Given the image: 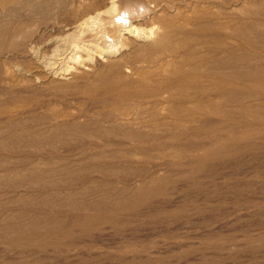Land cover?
<instances>
[{
    "label": "rangeland",
    "instance_id": "obj_1",
    "mask_svg": "<svg viewBox=\"0 0 264 264\" xmlns=\"http://www.w3.org/2000/svg\"><path fill=\"white\" fill-rule=\"evenodd\" d=\"M123 3L0 0V264H264V0Z\"/></svg>",
    "mask_w": 264,
    "mask_h": 264
},
{
    "label": "bare ground",
    "instance_id": "obj_2",
    "mask_svg": "<svg viewBox=\"0 0 264 264\" xmlns=\"http://www.w3.org/2000/svg\"><path fill=\"white\" fill-rule=\"evenodd\" d=\"M124 3H125V5H124V6H125V8H124V9H125V12H126V14H129V12L132 11V10H131L132 6L135 5V4L133 3V0H124ZM124 3H123V4H124ZM134 7H135V6H134ZM112 9H114V7H113ZM143 9H144V8H143ZM83 24H84V23H83ZM131 32H134V33H135V32H137V31L135 30V28H132ZM167 32H168V31H167ZM168 33H169V32H168ZM168 33H163V34L160 36V38H159V44H158L159 47H161L162 45H165V44L168 42V40L170 39ZM2 34H3V33H2ZM0 35H1V34H0ZM170 37H171V35H170ZM76 45H77V44H76ZM83 46H85V45H83ZM69 47H71V46H69ZM76 47H77V46H76ZM76 47H75V48H76ZM162 47H164V46H162ZM77 48H78V47H77ZM77 48H76V49H77ZM72 49L74 50V46H73ZM67 51H68V50H67ZM74 51H75V50H74ZM66 53H67V52H66ZM73 54H74V53H73ZM69 55H71V54H69ZM67 58H68V57H67ZM67 58H66V59H67ZM76 59H78V57H76L75 54H74V55H71V57L68 58V60H76ZM70 69H71V68L68 67L65 71H68V70H70ZM187 77H188V76H187ZM189 78H190V77H189ZM197 79H198V78H197ZM199 79H200V78H199ZM211 79H212V77H211ZM216 79H217V78H216ZM226 79H227V78H226ZM228 79H229V78H228ZM192 81H193V80H192ZM196 81H197V80H196ZM229 81H230V80H229ZM229 81H228V82H229ZM189 82H190V81H189ZM226 83H227V82H226ZM223 84H224V83H223ZM233 86H234V85H233ZM227 87H228V85H227ZM230 88H232V87L229 86V89H230ZM224 90H225V89H224ZM226 90H227V89H226ZM120 92H122V91H120ZM225 92H227V91H225ZM123 93H124V92H123ZM125 93H126V92H125ZM106 94H107V93H106ZM120 95H121V94H120ZM122 95H123V94H122ZM227 95H228V94H227ZM123 96H124V95H123ZM125 96H126V95H125ZM114 98H115V97H114ZM118 98H119V97H118ZM111 99H112V98H111ZM125 100H126V99H125ZM64 126H65V125H64ZM73 126H74V125H73ZM56 128H57V127H56ZM63 128H64V127H63ZM77 128H78V127H77ZM22 130H23V129H22ZM26 130H27V129H26ZM74 130H75V129H74ZM76 130H77V129H76ZM27 131H28V130H27ZM61 131H62V130H61ZM61 131H60V132H61ZM19 132H20V131H19ZM29 132H30V131H29ZM43 132H44V131H43ZM46 132H48V131H46ZM46 132H45V133H46ZM50 132H51V131H50ZM62 132H63V131H62ZM71 132H72V131H71ZM75 132H76V131H75ZM75 132H74V133H75ZM162 132H163V131H162ZM165 132H166V131H165ZM168 132H169V131H168ZM51 133H52V132H51ZM64 133H65V132H64ZM18 134H19V133H18ZM18 134L14 135V133H12L13 137L16 136V139H14V140H16V141L18 142L17 139H19L18 137H20V138H22V139H20V140H22L21 142H23V139H25V138H23V137H26V133H24V135L21 134L22 136H21V135L19 136ZM30 134H31V133H28L27 135H30ZM53 134H55V133H53ZM134 134H135V133H134ZM36 135H37V134L35 133V135L33 136V139H34V137H35ZM41 135H43V136H48V135H45V134H41ZM41 135H40V136H41ZM57 135H58V134H57ZM131 135H132V134H131ZM149 135H150V134H149ZM166 135H168V134L166 133ZM31 136H32V135H31ZM40 136L38 135V137H40ZM49 136H51V135L49 134ZM52 136H53V135H52ZM54 136H55V135H54ZM132 136H134V135H132ZM150 136H151V135H150ZM13 137H10V140H9V141H8V139H6V140L8 141V144H9V145L12 144V143H17L16 141H13V142H12L13 139L11 140V138H13ZM29 137H30V136H29ZM38 137L36 136V138H38ZM146 137H148V136H146ZM40 138H41V137H40ZM52 138H53V137H52ZM131 138H132V137H131ZM138 138H139V137H138ZM143 138H144V137H143ZM150 138H151V137H150ZM168 138H169V137H168ZM26 139H27V138H26ZM29 139L32 140L31 137H30ZM29 139H28L26 142H28ZM42 139H43V138H42ZM134 139H135V138H134ZM139 139H140V138H139ZM146 139H147V138H146ZM20 140H19V142H20ZM31 140H30V141H31ZM36 140H37V139L33 140V142L36 141ZM38 140H39V138H38ZM38 140H37V141H38ZM148 140H149V139H148ZM153 140H155V139H153ZM162 140H164V139H162ZM170 140H171V139H170ZM7 141H3V142H6V143H7ZM30 141H29V144L31 145V142H30ZM37 141H36V142H37ZM141 141H142V140H141ZM157 141H158V140H157ZM159 141H160V140H159ZM171 141H172V140H171ZM9 142H11V143H9ZM21 142H20L19 144H22ZM36 142H35V143H36ZM38 142H39V141H38ZM137 142H138V141H137ZM153 142H154V141H153ZM164 142H165V141H164ZM6 143H5V144H6ZM39 143H40V142H39ZM139 143H140V142H139ZM142 143H143V142H142ZM165 143H166V142H165ZM168 143H169V142H168ZM1 144H2V142L0 143V145H1ZM3 144H4V143H3ZM3 144H2V145H3ZM8 144H7V145H8ZM29 144H28V145H29ZM33 144H34V143H33ZM33 144H32V146L35 145L34 147H36V148L40 147L39 144H37L38 146H37L36 144H34V145H33ZM150 144H151V143H150ZM154 144H155V143H154ZM158 144H159V143H158ZM7 145H6V146H7ZM9 145H8L7 147H9ZM30 145H29V146H30ZM144 145H145V144H144ZM163 145H164V144H163ZM12 146L15 147L14 144H13ZM12 146H10V148H11ZM26 146H27V145H26ZM150 146H151V145H150ZM158 146H159V145H158ZM218 146H219V145H218ZM227 146H228V145H227ZM1 147H2V146H1ZM1 147H0V148H1ZM3 147H5V146H3ZM3 147L1 148L2 151H3ZM7 147H6V148H7ZM13 147H12V148H13ZM30 147H31V146H30ZM151 147H152V146H151ZM156 147H157V146H156ZM159 147H160V146H159ZM159 147H158V148H159ZM167 147H168V146H167ZM234 147H235V146H234ZM234 147H233V148H234ZM17 148L19 149V147H18V143H17ZM28 148H29V147H28ZM164 148H165V147H164ZM164 148H163V149H164ZM218 148H219V147H218ZM224 148H225V146H224ZM226 148H227V147H226ZM230 148H231V147H230ZM154 149H155V148H154ZM222 149H223V148H222ZM231 149H232V148H231ZM5 150H9V148H7V149H5ZM5 150H4V151H5ZM146 150H147V149H146ZM148 150H149V149H148ZM158 150H159V149H158ZM228 150H229V149H228ZM2 151H1V152H2ZM41 151H42V150H41ZM41 151H40V152L38 151V153H42ZM231 151H232V150H231ZM222 152L224 153L225 151H222ZM225 153H226V152H225ZM227 154H228V153H227ZM229 154H230V153H229ZM218 155H219V154H218ZM209 156H210V155H209ZM224 156H225V155H224ZM213 157H214V156H213ZM225 157H226V156H225ZM200 158H203V157H200ZM214 158H215V157H214ZM205 159H206V158H205ZM205 159L203 158V160H205ZM27 160H28V159H27ZM195 160H196V159H195ZM199 160H200V159H199ZM199 160H197L196 162H198ZM28 161H29V160H28ZM200 161H202V159H201ZM205 161H207V159H206ZM205 161H204V162H205ZM196 162L194 161V163H196ZM25 163H26V162H25ZM199 163H200V162H199ZM199 163H198V164H199ZM206 163H208V162H206ZM202 164H203V163L201 162L200 166H201ZM26 165H27V164H26ZM204 165H205V164H204ZM21 167H22V165H21ZM203 167H205V166H203ZM23 168H24V167H23ZM32 168H33V167H32ZM28 171H29V170H28ZM30 171H31V170H30ZM32 174H34V173H32ZM26 175H27V174H26ZM29 176H30V175H29ZM31 177H32V176H31ZM27 178H28V177H27ZM29 179H30V178H29ZM153 184H154V183H153ZM156 184H157V183H156ZM151 185H152V184H151ZM148 186H149V184H148ZM145 188H146V187H145ZM141 190H143V189H141ZM149 190H150V189H149ZM122 191H123V190H122ZM128 191H129V190H128ZM137 191H138V190H137ZM137 191H136V192H137ZM143 191H144V190H143ZM152 191H153V190H152ZM125 192H126V191H125ZM144 192H145V191H144ZM144 192H143V193H144ZM150 192H151V191H150ZM133 193H134V192H133ZM145 193H146V192H145ZM151 193H152V192H151ZM151 193H150V194H151ZM127 194H128V193H127ZM129 194H130V193H129ZM154 194H155V193H154ZM156 194H158V193H156ZM47 195H48V194H47ZM74 195H75V194H74ZM86 195H87V194H86ZM122 195H123V194H122ZM124 195H126V194H124ZM139 195H140V194H139ZM152 195H153V193H152ZM48 196H49V195H48ZM51 196H52V195H51ZM57 196H58V195H57ZM131 196H132V195H131ZM146 196H147V195H146ZM148 196H149V195H148ZM74 197H75V196H74ZM114 197H115V196H114ZM133 197H134V196H133ZM48 198H50V197H48ZM66 198H67V197H66ZM124 198H126V197H124ZM137 198H138V197H137ZM146 198H147V197H146ZM43 199H44V198H43ZM52 199H53V198H52ZM59 199H61V198H59ZM69 199H70V198H69ZM71 199H72V198H71ZM75 199H76V198H75ZM132 199H133V198H132ZM138 199L141 200V198H138ZM147 199H148V198H147ZM48 200H49V199H48ZM48 200H47V201H48ZM76 200H77V199H76ZM113 200H114V199H113ZM50 201H51V200H50ZM55 201H56V200H55ZM72 201H73V200H72ZM57 202H58V201H57ZM61 202H62V201H61ZM64 202H65V200H64ZM69 202H70V201H69ZM80 202H81V201H80ZM93 202H94V201H93ZM77 203H79V201H77ZM81 203H82V202H81ZM86 203H87V202H86ZM95 203H96V202H95ZM98 203H99V202H98ZM101 203H102V202L100 201V204H101ZM117 203H118V202H117ZM137 203H138V202H137ZM68 204H70V203H68ZM71 204H72V203H71ZM88 204H89V203H88ZM90 204H91V201H90ZM100 204H99V205H100ZM125 204H126V203H125ZM46 205H47V204H46ZM46 205H45V206H46ZM53 205H54V204H53ZM91 205H92V204H91ZM102 205H103V204H102ZM135 205H136V204H135ZM137 205H138V204H137ZM137 205H136V206H137ZM48 206H49V205H48ZM92 206H93V205H92ZM96 206H97V205H96ZM96 206H95V207L93 206V207L96 208V211H97V207H96ZM104 206H105V205H104ZM127 206H128V205H127ZM132 206H134V205H132ZM136 206H135V207H136ZM52 207H53V206H51V208H52ZM58 207H59V206H58ZM67 207H68V206H67ZM70 207H71V206H70ZM75 207H76V206H75ZM79 207H80V206H79ZM109 207H110V206H109ZM109 207H108V208H109ZM117 207H118V206H117ZM119 207H120L119 209L122 208V206H120V205H119ZM98 208H99V207H98ZM100 208H101V207H100ZM124 208H125V207H124ZM124 208H123V209H124ZM61 209H62V208H61ZM71 209H72V208H71ZM76 209H77V208H76ZM81 209H82V208H81ZM113 209H114V208H113ZM115 209H116V208H115ZM117 209H118V208H117ZM126 209H127V208H126ZM72 210H73V209H72ZM82 210H83V209H82ZM101 210H102V209H100V211H101ZM103 210H104V208H103ZM127 210H128V209H127ZM78 211H79V210H78ZM93 211H94V210H93ZM96 211H95V212H96ZM98 211H99V210H98ZM107 211H108V210H107ZM125 211H126V210H125ZM130 211H131V210H130ZM133 211H134V210H133ZM63 212H64V211H63ZM71 212H72V211H71ZM73 212H74V211H73ZM108 212H109V211H108ZM120 212H121V210H120ZM49 213H50V211H49ZM76 213H77V212H76ZM92 213H93V212H92ZM105 213H106V212H105ZM122 213H123V211H122ZM46 214H47V213H45V215H46ZM53 214H54V213H53ZM99 214H100V213H99ZM23 215H24V214H23ZM83 215H84V214H83ZM83 215H81V217H82ZM110 215H111V214H110ZM110 215H109V216H110ZM119 215H120V214H118V216H119ZM28 216H29V215H28ZM41 216H42V215H41ZM41 216H40V218H41ZM48 216H49V215H48ZM53 216H54V215H53ZM57 216H58V214H57ZM70 216H72V215H70ZM74 216H75V215H74ZM76 216H78V215H76ZM79 216H80V215H79ZM89 216H90V218H89ZM95 216H96V215H95ZM23 217H24V216H22V218H23ZM43 217H44V216H43ZM55 217H56V216H55ZM81 217H79V218H81ZM91 217H92V221H93V220H94L93 216L88 215V213H87V215L85 214V215L82 217L83 219H82V218L79 219V218L76 217V220H75V218H74V220L72 221L73 223L70 224V227L68 228L69 230L66 229V228H65V229L71 233V231H72V230L70 229L71 227H77V226L79 227L81 224H85V225H86V224L88 223V220L91 219ZM112 217H113V216H112ZM24 218H25V217H24ZM36 218H37V217H36ZM63 218H64V217H63ZM97 218H98V217H97ZM97 218L95 217V221H96V223H97V220L99 219V218H98V219H97ZM101 218H102V217H101ZM115 218H116V217H115ZM115 218H114V219H115ZM48 219H49V218H48ZM55 219H56V218H55ZM96 219H97V220H96ZM30 220H31V219H30ZM34 220H35V219H34ZM81 220H82V221H81ZM5 221H6V220H5ZM65 221H66V220H65ZM105 221L107 222V220H105ZM105 221H104V222H105ZM1 222H2V221H1ZM3 222H4V221H3ZM20 222H21V221H20ZM23 222H24V219H23ZM35 222H36V223L33 222L31 225H29V224L27 223L28 228H27L26 226H23L22 223H21V224L19 223L20 226H15V225H17V224L14 225V222H13V224L11 223L12 225H10L9 228H10V231H11V229L15 230L14 232L22 231V230L27 231V229L30 230V231H31V229H32V232L35 231V230H36L37 232H38V231L40 232L41 227H43V226H42V223H41V221H40V222L35 221ZM90 222H91V220H89V223H90ZM102 222H103V221H102ZM6 223H8V222H6ZM24 223H25V222H24ZM30 223H31V222H30ZM61 223H62V222H61ZM61 223H59V224H61ZM92 223H93V222H91L90 224H92ZM99 223H100V222H99ZM112 223H113V222H112ZM115 223H116V222H115ZM48 224H49V223H48ZM48 224H47V225H48ZM52 224H53V223H52ZM54 224H55V223H54ZM54 224H53V225H54ZM68 224H69V223H68ZM94 224H95V222H94ZM110 224H111V223H110ZM1 225H2V224H1ZM21 225H22V226H21ZM45 225H46V224H45ZM62 225H64V224H62ZM92 225H93V224H92ZM92 225H91V226H92ZM95 225H96V224H95ZM56 226H58V225L56 224ZM56 226H55V227H56ZM59 226H60V225H59ZM66 226H67V225H66ZM66 226H64V227H66ZM98 226H99V225H98ZM0 227H2V226H0ZM4 227H5V226H4ZM51 227H52V226H51ZM67 227H68V226H67ZM78 227H77V228H78ZM82 227H83V225H82ZM82 227H79V228L81 229ZM26 228H27V229H26ZM29 228H30V229H29ZM48 228L50 229V225L48 226ZM79 228H78V229H79ZM86 228H90V226H89V227L87 226ZM3 229H4V228H3ZM83 229H85V227H84ZM1 230H2V228H1ZM1 230H0V231H1ZM8 230H9V229H8ZM52 230H53V229H52ZM59 230H60V229H59ZM70 230H71V231H70ZM76 230H77V229H76ZM76 230H75V232H76ZM86 230H87V229H86ZM89 230H91V229H89ZM10 231H8V232H10ZM45 231H46V230H45ZM45 231H43V233H44ZM53 231H54V230H53ZM53 231H52V233H53ZM73 231H74V230H73ZM1 232H2V231H1ZM12 232H13V231H12ZM23 232H24V231H23ZM32 232H31V235L34 236V235L32 234ZM37 232H36V233H37ZM55 232H56V229H55ZM61 232H62V231H61ZM61 232H60V233H61ZM63 232H64V230H63ZM69 232H68V234H70ZM79 232H80V231H79ZM10 233H11V232H10ZM18 233H19V232H18ZM21 233H22V232H21ZM28 233H30V232H28ZM40 233H42V232H40ZM43 233H42V234H43ZM50 233H51V232H50ZM50 233H49V235H50ZM58 233H59V232H58ZM65 233H67V232H65ZM6 234H7V233H6ZM24 234H25V233H24ZM42 234H38V237H39V235H41V238H40V239H42V236H44V235H42ZM61 234H62V233H61ZM73 234H74V233H73ZM3 235H4V234H3ZM16 235H17V234H16ZM49 235L45 233V236H44V237H46V236L48 237ZM59 235H60V234H59ZM65 235H66V234H65ZM65 235H64V236H65ZM1 236H2V235H1ZM4 236H5V235H4ZM8 236H9V235H8ZM17 236H19V235H17ZM21 236L23 237V235L20 234V237H21ZM26 236H29V234L26 235ZM36 236H37V234H36ZM36 236H35V237H36ZM69 236H70V235H69ZM12 237H14V236H12ZM22 237H21V238H22ZM24 237H25V236H24ZM44 237H43V238H44ZM50 237H51V236H50ZM59 237H61V236H59ZM14 238H15V237H14ZM18 238H19V237H18ZM25 238H26V237H25ZM25 238H23V239L25 240ZM27 238H28V237H27ZM30 238H31V236H29V239H30ZM54 238H55V237H54ZM67 238H68V237H67ZM263 238H264V236H263ZM23 239H22V240H23ZM33 239H34V238H33ZM44 239H45V238H44ZM48 239H49V238H48ZM61 239H62V238H61ZM8 240H10V239L8 238ZM19 240H20V239H19ZM36 240H38L37 237H36ZM56 240H57V239H56ZM1 241H3V240H1ZM1 241H0V242H1ZM10 241H11V240H10ZM30 241H31V240H30ZM53 241H55V240L53 239ZM53 241H52V242H53ZM68 241H70V240H68ZM38 242H39V241H38ZM57 242H58V241H57ZM57 242H56V244H57ZM63 242H64V240H63ZM258 242H259V241H258ZM25 243H27V242H25ZM25 243H24V244H25ZM31 243H34V244H35L34 241H32ZM31 243H29V244H31ZM41 243H42V242H41ZM49 243H50V242H49ZM69 243H70V242H69ZM263 243H264V242H263ZM18 244H19V243H18ZM22 244H23V241H22ZM22 244H21V246H22ZM50 244H51V243H50ZM63 244H64V243H63ZM65 244H66V243H65ZM67 244H68V243H67ZM16 245H17V244H16ZM25 245H26V244H25ZM25 245H24V246H25ZM27 245H28V243H27ZM44 245H46V244H44ZM54 245H55V244H54ZM57 245H59V244H57ZM9 246H10V245H9ZM28 246H30V245H28ZM33 246H34V245H33ZM14 247H16V246H14ZM19 247H20V246H19ZM43 247H44V246H43ZM56 247H57V246H56ZM62 247H63V246H62ZM37 248H38V247H37ZM57 248H58V247H57ZM65 248H66V247H65ZM27 249H29V248H27ZM58 249H59V248H58ZM41 250H42V249H41ZM42 251H43V250H42ZM122 252H123V251H122ZM124 253H125V252H124ZM9 264H11V263H9Z\"/></svg>",
    "mask_w": 264,
    "mask_h": 264
}]
</instances>
